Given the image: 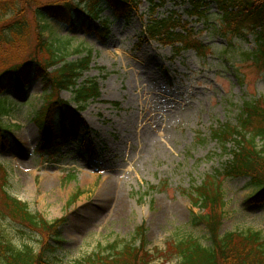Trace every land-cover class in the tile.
Instances as JSON below:
<instances>
[{
    "label": "rangeland",
    "instance_id": "obj_1",
    "mask_svg": "<svg viewBox=\"0 0 264 264\" xmlns=\"http://www.w3.org/2000/svg\"><path fill=\"white\" fill-rule=\"evenodd\" d=\"M189 9L187 3L167 0L155 17L163 19L173 12L181 16L208 47L203 57L192 50L175 56L169 46L144 36L151 18L147 0L129 23L104 12L101 20L113 21L112 33L104 41L76 19L69 25L51 22L44 32L46 41L68 61L93 52L90 70L79 83L96 79L100 84V99L80 114L90 129L94 155L72 142L55 155L37 151L39 130L34 120L43 104L41 80L31 84L25 99L6 93L15 105L3 121L5 126L16 125L4 146L0 139L7 190L33 215L49 222L64 219L58 231L62 243L57 244L56 237L51 242L58 249V264H76L114 242H131L143 225L149 264H179L169 250L172 242L191 236L210 245L208 231L192 220L199 210L192 209L189 198L208 176L220 175L223 183L221 234L253 230L264 237V200L250 201L257 189L249 178L222 175L232 157L212 133L225 124L235 126L246 101L264 98V66L248 56L255 48L254 35L223 34L215 4L203 17L189 15ZM29 19L33 33L32 14ZM29 44L32 50L35 33ZM46 58L47 54L39 56L41 61ZM9 63L0 57V72ZM58 97L72 99L65 91ZM111 179L122 202L104 190ZM0 230L17 246L36 249L42 240L1 215Z\"/></svg>",
    "mask_w": 264,
    "mask_h": 264
},
{
    "label": "trees",
    "instance_id": "obj_2",
    "mask_svg": "<svg viewBox=\"0 0 264 264\" xmlns=\"http://www.w3.org/2000/svg\"><path fill=\"white\" fill-rule=\"evenodd\" d=\"M151 6L150 19L145 26L144 36L161 46L173 49L174 55L195 51L199 57L206 55V47L194 37L189 26L184 25L181 16L173 12L163 19L155 17L156 10L165 6L167 0H147ZM190 6L187 13L203 17L208 7L215 4L219 13L220 30L225 35L242 38L254 35L255 48L249 54L250 60L264 66V0H173ZM143 0H0V57L9 65L0 72V139L1 145L9 138L15 125L5 126L3 118L13 113L15 98L25 99L31 84L43 83V104L35 116L39 130L40 154L55 155L65 144L75 143L78 150L95 154L90 129L80 117V111L91 101L101 97L100 84L96 79L83 80L90 70L93 52L80 59L68 61L45 39V31L51 22L74 24L81 21L87 31L104 41L110 37L112 23L101 20L109 11L115 20L129 23L134 13L140 11ZM206 9V11H203ZM33 15L35 46L29 44ZM96 22H100L98 25ZM40 54H47L45 61ZM69 92L70 101L61 99L59 93ZM72 103L74 106L72 107ZM29 104V101L26 103ZM84 110V109H83ZM235 126L225 124L214 130L213 138L221 144L224 153L231 155L222 175L243 176L250 179V185L257 193L250 201L264 200V98L246 101ZM40 121V122H38ZM231 145V147H230ZM0 215L10 218L42 239L38 248L29 244L14 245L0 230V264H58L52 246V239L62 243L58 231L63 222L44 220L33 215L26 203L8 193L7 170L0 164ZM220 173V172H218ZM220 175L208 176L196 186L189 198L193 209L195 225H203L208 231L209 246H204L191 236L176 240L169 250L179 258V264H264V237L260 232H229L221 234L226 197ZM78 196V194H77ZM74 197V200L77 199ZM145 227L136 230L131 242H114L101 251L94 252L76 264H149L151 255L147 252ZM136 241H139L136 244Z\"/></svg>",
    "mask_w": 264,
    "mask_h": 264
},
{
    "label": "bare ground",
    "instance_id": "obj_3",
    "mask_svg": "<svg viewBox=\"0 0 264 264\" xmlns=\"http://www.w3.org/2000/svg\"><path fill=\"white\" fill-rule=\"evenodd\" d=\"M104 186H105L104 190L106 191L107 196H109L110 198H113L115 196L116 199H117V201H118V203L119 202H122L119 199V196H118L119 195V192L116 191V184H115V181L114 180L111 179V180L105 182Z\"/></svg>",
    "mask_w": 264,
    "mask_h": 264
}]
</instances>
